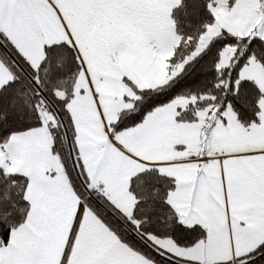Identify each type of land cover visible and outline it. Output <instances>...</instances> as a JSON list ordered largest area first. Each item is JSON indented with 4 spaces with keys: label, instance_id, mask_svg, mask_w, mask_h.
<instances>
[{
    "label": "snow or ice",
    "instance_id": "obj_1",
    "mask_svg": "<svg viewBox=\"0 0 264 264\" xmlns=\"http://www.w3.org/2000/svg\"><path fill=\"white\" fill-rule=\"evenodd\" d=\"M0 264H264V0H0Z\"/></svg>",
    "mask_w": 264,
    "mask_h": 264
}]
</instances>
